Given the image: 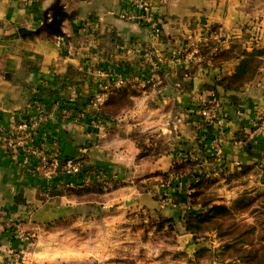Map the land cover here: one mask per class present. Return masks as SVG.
<instances>
[{
  "label": "crops",
  "instance_id": "crops-1",
  "mask_svg": "<svg viewBox=\"0 0 264 264\" xmlns=\"http://www.w3.org/2000/svg\"><path fill=\"white\" fill-rule=\"evenodd\" d=\"M137 1L143 6L134 0H0V131L11 135L20 116L41 115L34 143L59 158H75L83 174L43 178L32 162L23 164L17 147L0 143V255L20 245L14 226L42 229L73 219L82 208L84 223L105 222L103 212L114 206L123 213L157 211L182 227L184 211L170 187L185 179L175 177L170 185L160 182L162 174L174 177L171 168L187 155L207 159L216 146V164L229 169L236 163L240 170L264 152V126L247 139L251 152L244 147L255 115L264 111V56L254 82L237 93L218 88L217 99V82L237 61L212 59L234 45L250 50L252 36L264 48V0ZM53 16L62 18V37L19 36L20 28L35 30ZM143 17L156 21L158 35ZM128 85L137 94L129 106L114 109L107 120L93 115L88 106L96 96L99 110L113 90ZM204 103L215 108V117L201 126L190 114ZM67 106L80 115L60 120L58 111ZM111 185L119 188L111 202L77 203L69 194ZM154 191L168 192L167 202ZM180 239L188 245L185 230ZM50 249L60 252L58 245ZM82 251L62 255L93 256Z\"/></svg>",
  "mask_w": 264,
  "mask_h": 264
},
{
  "label": "rangeland",
  "instance_id": "rangeland-1",
  "mask_svg": "<svg viewBox=\"0 0 264 264\" xmlns=\"http://www.w3.org/2000/svg\"><path fill=\"white\" fill-rule=\"evenodd\" d=\"M257 47L260 48L259 40ZM220 62L225 61L218 63ZM208 104L211 103L197 106L191 112L190 115L195 119L194 123L206 126L215 117V108L212 109L213 107ZM91 111L96 112L98 109ZM203 112L206 115H203ZM263 114L264 111L260 113L258 111L247 133V138L243 140L248 153L251 152V142L247 139L254 137L263 128ZM215 148L213 147L214 154L209 157L211 159H205V157L193 159V156L187 155V161L194 164L195 170L205 163L206 166L203 169L205 176L214 178V183L199 187L197 189L199 196L193 198L189 196L195 192V189H192L191 182L186 177H183L184 181L179 180L177 186L170 187L173 191L170 194H173V197L176 195L177 200L179 196L184 198V202L179 201L184 211L182 227L175 224L172 227L168 222H162V219L166 220V218L157 211L147 213L142 210H130L123 213L114 206L108 207L103 212L102 216L106 217L105 222L95 224L93 220H88L84 223L82 218L84 209L82 208L77 211L73 219L66 218L42 229L26 226L19 230L14 226V234L20 245L16 252L0 255V264H250L244 261V254L263 246L255 242L264 235V152L257 158L251 159L249 163H245V167L239 170L236 163L231 164L235 169L226 168L225 164H216L218 148ZM60 160L64 161L63 158ZM73 161L80 165L79 161ZM30 162L33 164L32 170L38 176L45 178L36 169L38 160L28 159L24 163L23 159V164L26 166L30 167ZM221 165L224 168H221ZM188 171L189 169L185 173ZM59 173L63 172L49 175L52 177ZM87 189H90L89 194L83 196L69 194H72L77 203L91 202L98 198L103 200L105 198L111 202L115 200V192L119 188L111 185L90 186ZM243 194L248 197L244 202H239ZM153 195L162 204L165 200L167 202L170 196L165 191H154ZM44 197L48 198L50 194H44ZM127 202L128 207L130 203ZM200 202L208 203V205H221L229 211L224 216L216 217L211 223L202 224L196 238L185 232L189 236V241L188 245H184L180 239L184 230V220L189 214L201 211ZM124 209L122 206L121 210ZM93 215L97 216L98 212ZM251 229H254L252 233ZM102 233L108 234V237L99 238V234ZM225 244H229V249H224ZM51 245H58L60 252H53L50 249ZM67 249L79 252L78 255L83 254L82 250H84L92 253L93 256L68 258L62 255V253H67ZM200 250L204 252L197 256ZM68 253L71 254L72 251Z\"/></svg>",
  "mask_w": 264,
  "mask_h": 264
},
{
  "label": "trees",
  "instance_id": "trees-1",
  "mask_svg": "<svg viewBox=\"0 0 264 264\" xmlns=\"http://www.w3.org/2000/svg\"><path fill=\"white\" fill-rule=\"evenodd\" d=\"M252 44L250 50L242 48L240 45H234L231 49L214 53L212 59L214 62L218 63L219 61H226L235 59L237 64L232 74L224 76L219 79L216 84V89L214 90V97L219 98L218 88L224 93H237L244 89V87L252 82H254L258 76V69L261 64V58L264 56V48H258L257 42L259 40L258 36H252ZM134 88H131L130 85L122 87L120 89L113 90L111 95L103 102L98 111L93 112L94 116H97L100 120L109 119L110 113L116 108H122L129 106V99L133 96H136ZM119 105V106H117ZM147 153V152H146ZM76 160L75 158H70ZM211 159V158H207ZM221 168L224 166L221 165ZM244 167V166H243ZM188 173H185L188 170ZM198 170H201L200 172ZM174 177L169 176L167 173L161 175L160 182L168 183L170 185L175 184L177 178L186 177L191 182L192 189H195L189 197L193 198L199 196L197 189L201 186L210 185L214 183L215 179L205 176V172L202 168H197L195 170L194 164H190L189 161H185L182 164L174 165L171 170ZM79 176H83L82 172ZM176 177V179H175ZM79 186H84L81 183ZM248 196L243 194L240 196L239 202H244ZM179 200L184 202V198L179 196ZM194 205L197 203L192 202ZM192 204V205H193ZM199 204V203H198ZM199 207L201 211L198 213H191L184 220V230L186 233H190L197 237L201 225L204 223L213 222L216 217L224 216L228 213V209L221 205H208V203L200 202ZM162 222H168L173 227L172 220H163ZM219 227V225L217 226ZM216 227V228H217ZM254 229H251L252 233ZM228 243V242H227ZM237 243V242H234ZM255 243H260L262 248L252 249L249 252L244 254V261L250 264H264V235L259 237ZM224 249H229V244H225ZM204 251L200 250L197 253V256H200Z\"/></svg>",
  "mask_w": 264,
  "mask_h": 264
},
{
  "label": "built area",
  "instance_id": "built-area-1",
  "mask_svg": "<svg viewBox=\"0 0 264 264\" xmlns=\"http://www.w3.org/2000/svg\"><path fill=\"white\" fill-rule=\"evenodd\" d=\"M165 1V0H164ZM134 3L142 7L140 1L134 0ZM126 17V16H125ZM128 19H132V16H128ZM142 21L147 24V26L151 29L152 33L155 35L159 34V27L155 23L156 21L152 20L151 17H143ZM101 102L100 96H96L95 100L88 106L91 110L97 109ZM79 116V112H75L70 107H62L58 111V117L64 119H70L72 116ZM203 115H206L203 112ZM39 118L42 116H38L37 120H32L29 117L22 116L17 120L14 124L15 132L11 135L4 134L0 131V143H5L8 146L12 145L17 147L23 156L24 163L28 159L38 160L37 171H39L45 178L50 177V173L56 172H63L70 175H79L81 173V168L79 163L71 160V159H64L61 162L60 158L56 153L47 152L41 145L35 144L34 140L32 139L34 134L35 126L37 125ZM46 194H49L46 192Z\"/></svg>",
  "mask_w": 264,
  "mask_h": 264
},
{
  "label": "water",
  "instance_id": "water-1",
  "mask_svg": "<svg viewBox=\"0 0 264 264\" xmlns=\"http://www.w3.org/2000/svg\"><path fill=\"white\" fill-rule=\"evenodd\" d=\"M61 22H62V18L53 16L50 22H46V21L43 22L35 30H26V29L20 28L18 30V33L21 38H29L33 36H38L43 33H46L50 36L62 37L63 34L60 30ZM127 203H130V202H127Z\"/></svg>",
  "mask_w": 264,
  "mask_h": 264
}]
</instances>
